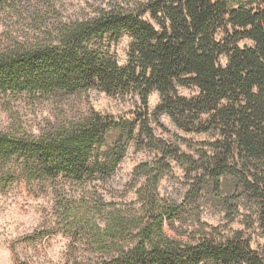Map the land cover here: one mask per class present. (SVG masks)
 <instances>
[{"label": "trees", "instance_id": "16d2710c", "mask_svg": "<svg viewBox=\"0 0 264 264\" xmlns=\"http://www.w3.org/2000/svg\"><path fill=\"white\" fill-rule=\"evenodd\" d=\"M24 1L0 0V20ZM123 1L32 44L0 42V93L97 89L136 100L130 118L91 109L39 137L0 132V191L22 180L108 183L134 146L154 158L134 170L130 208L60 203L68 232L96 246L98 260L88 264H264V0ZM124 36L131 44L121 65L112 45ZM155 93L160 103L151 110ZM163 115L207 140L158 137L153 124L165 130ZM176 166L188 183L181 204L160 192ZM207 201L222 207L228 224L240 216L244 229L199 223L188 240L168 235L188 205Z\"/></svg>", "mask_w": 264, "mask_h": 264}, {"label": "rangeland", "instance_id": "374dc122", "mask_svg": "<svg viewBox=\"0 0 264 264\" xmlns=\"http://www.w3.org/2000/svg\"><path fill=\"white\" fill-rule=\"evenodd\" d=\"M135 1V0H132ZM139 1V0H138ZM123 0H25L17 9L7 11L0 20V42L4 46L32 44L44 39L43 32L55 31L64 24L87 20L100 8ZM131 38L124 36L113 43L118 62L128 61ZM190 96L193 90L182 89ZM136 100L114 98L97 89L67 96H33L0 93V132L17 136L39 137L50 129L66 125L86 116L91 109L104 116L131 117ZM160 103L157 93L150 97V109ZM162 129L153 124L158 137L167 141L186 140L192 145L207 140L205 135L180 131L165 115L159 118ZM182 149L190 153L186 144ZM154 155L131 146L124 161L108 183L94 182L85 187L73 184L28 183L18 181L0 191V264H88L98 260L95 244L87 237L68 232L60 203L103 200L107 210H126L136 202V190L131 189L135 168L153 160ZM188 183L183 170L175 167L173 175L160 185L161 195L184 203ZM90 204L91 206H93ZM244 212V210H242ZM239 216L228 224L222 207L213 201L201 206L188 205L175 224L176 231L167 228L170 237L188 240L187 234L198 224L225 226L227 230H243ZM102 226V222H100Z\"/></svg>", "mask_w": 264, "mask_h": 264}]
</instances>
